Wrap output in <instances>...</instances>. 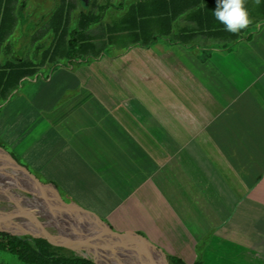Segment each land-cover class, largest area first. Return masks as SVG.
<instances>
[{
	"label": "crops",
	"instance_id": "crops-1",
	"mask_svg": "<svg viewBox=\"0 0 264 264\" xmlns=\"http://www.w3.org/2000/svg\"><path fill=\"white\" fill-rule=\"evenodd\" d=\"M84 1L95 10L77 9L70 28L106 5L86 29L97 53L42 57L0 103L15 101L16 155L166 255L264 264V0H244L250 23L236 33L219 27L216 0H174L166 13L162 0ZM137 2L140 23H127ZM24 4L13 13L26 15Z\"/></svg>",
	"mask_w": 264,
	"mask_h": 264
},
{
	"label": "water",
	"instance_id": "water-1",
	"mask_svg": "<svg viewBox=\"0 0 264 264\" xmlns=\"http://www.w3.org/2000/svg\"><path fill=\"white\" fill-rule=\"evenodd\" d=\"M0 151L6 155V158L0 156V196L14 201V198L19 196L18 198L38 202L40 209L49 219L46 226L60 231V236H64L66 240L48 233L36 234L14 228H0V231L16 235L26 233L42 236L65 243L74 250V247H77V251L84 250L90 255L82 254V257L91 259L95 264L116 263L113 255L116 258L142 261L144 264H169L166 254L146 237L136 231L112 229L95 213L73 201L62 199L52 183L40 181L1 146Z\"/></svg>",
	"mask_w": 264,
	"mask_h": 264
},
{
	"label": "trees",
	"instance_id": "trees-1",
	"mask_svg": "<svg viewBox=\"0 0 264 264\" xmlns=\"http://www.w3.org/2000/svg\"><path fill=\"white\" fill-rule=\"evenodd\" d=\"M162 1L164 3L163 8L160 9L162 12L166 13L173 8L171 3L174 0ZM191 4L193 5V2L187 1V3L180 4L177 10H183L185 7L191 6ZM67 5L66 0H60L48 20V26L54 34V38L51 46L43 50L42 57L46 58L50 63L58 59L83 58L88 54L94 55L97 53L94 43L90 41L86 34V29L89 24L100 21L101 13L106 8V5L98 4L97 11L93 13L81 12L75 25L70 29H67L65 25L64 10ZM140 6L141 3L137 2L128 7V10L124 14L127 23L132 22L134 25L140 23V20L137 19ZM15 21L16 16L13 13L12 0H0V42H2L4 37L13 28ZM218 24L219 27L225 30L222 23L219 22ZM34 71V64L28 59L17 62L13 59H6L1 62L0 103L17 86L20 78ZM64 250L69 253H66ZM0 251L14 255L24 264H95L91 259L74 255L64 244L46 237L28 234L16 235L0 231ZM166 257L169 264H188L175 255L167 254ZM191 264H199V261L196 260Z\"/></svg>",
	"mask_w": 264,
	"mask_h": 264
},
{
	"label": "rangeland",
	"instance_id": "rangeland-1",
	"mask_svg": "<svg viewBox=\"0 0 264 264\" xmlns=\"http://www.w3.org/2000/svg\"><path fill=\"white\" fill-rule=\"evenodd\" d=\"M25 4L23 8L20 9V12H26V15L18 16L16 13V21L15 26L19 24L18 30L15 32L13 31L15 26L8 32V34L4 37L2 42H0V60H3L5 58L11 57L15 60H21V59H30L33 61L34 65H36L37 69H39L46 60L42 59V51L44 47L49 48L50 45L53 42L54 34L50 30L48 26V19L51 15V11L59 4V0H22ZM69 5H67V13L65 17V24L67 28H70V24L73 20V18L76 17L77 9H86L88 8L87 1L81 0L80 4H78L77 0H66ZM19 0H12L13 7H16ZM103 0H97V3H101ZM91 10H95L94 5L92 4L91 7H89ZM23 19V20H22ZM29 20V21H28ZM26 22H31L33 26L32 31H24L22 28V24H25ZM13 34V35H12ZM16 36V37H15ZM10 39H20V41H10ZM4 41H8L7 43L11 46H17V47H4ZM7 43H5L7 45ZM4 45V46H3ZM26 83V82H24ZM23 83V84H24ZM24 86V85H23ZM22 86V87H23ZM17 97V96H16ZM20 99V96L19 98ZM25 103V102H24ZM19 104V102H18ZM21 104V103H20ZM15 107V101L6 104L4 107L0 108V127L3 126V131L0 132V146L5 149L10 155H12L19 163L28 166V170L33 172L36 177L40 181H44L45 177L40 174V171L33 169L30 167V165L25 161L24 155L21 153V156L16 155V152L12 148V146L9 144L10 136H6L7 133H9L8 124L12 120V118L9 117V115L12 112V108ZM18 126L17 130H12L11 133L15 131L17 134L21 133V128H23L22 124H25L26 121L23 117H19L17 120ZM7 124V126L5 125ZM8 129V131H7ZM14 132V133H15ZM19 148L24 149L23 145H19ZM21 150V149H20ZM58 193L64 199L65 201H71V198H75L76 200H79L81 202V199L79 198L78 194L75 192H65L61 191V189L58 188ZM8 199V198H7ZM6 197L0 196V219L3 220H23L24 214L22 213L21 208H27L24 207L25 205H22L21 203L17 202V205L14 203V200L8 199ZM12 201V202H11ZM84 204H87V202L82 201ZM35 210V208H33ZM36 212V211H35ZM28 215L32 217V219H36L39 221L48 220L47 217L43 216L41 213H43L41 210L39 212H36L35 214L30 213V211L26 212ZM48 222V221H47ZM110 227L114 230L121 231L120 229L125 228L127 225H123L121 223H109ZM44 231H46L50 235H61V232L55 229L54 227L50 226H44ZM32 231V230H29ZM33 233L39 234L37 231H32ZM26 234V233H22ZM29 235V234H28ZM151 243H157L158 241H155L153 239H148ZM57 242V241H56ZM61 243V242H59ZM66 245L70 252L74 255L82 256L84 254L85 256H90L88 253L84 250L82 252L72 249L69 245L65 243H61ZM78 249V248H77ZM66 253H69L68 251L64 250ZM0 264H24L21 261H19L14 255L9 254L4 251H0Z\"/></svg>",
	"mask_w": 264,
	"mask_h": 264
},
{
	"label": "bare ground",
	"instance_id": "bare-ground-1",
	"mask_svg": "<svg viewBox=\"0 0 264 264\" xmlns=\"http://www.w3.org/2000/svg\"><path fill=\"white\" fill-rule=\"evenodd\" d=\"M0 156L6 158V155L2 151H0ZM18 197L14 198V199H16L14 203L17 205V202H19L22 205H25L24 207H27L26 209L25 208H21L22 209V213L24 214V216H23L24 219L23 220H16V221L15 220H10V219H7V220L0 219V228H10V229L14 228V229H18L20 231L32 230V231H37L39 233H47L46 231H44L43 227L47 223H49V219L48 220H44V221L43 220L39 221V220H36V219H32V217L26 213L28 211H30V213H33V214H35L36 212H39L41 210L40 207H39V203L36 202V201H30L28 199H24V198L22 199V198H18ZM33 208H35V210H33ZM41 214L46 217L44 212L41 213ZM57 237L60 238V239H63L64 241L66 240V238L64 236L58 235ZM71 244L73 245V243H71ZM73 247H74V245H73ZM74 248L76 250H78L77 247H74ZM96 257H98V256L96 255ZM113 260L116 263H114ZM113 260L111 261V262H113V264H144L142 261H138V260H134L133 261V260H128V259H122V257L121 258L120 257L116 258L115 255H113ZM101 261H103V260H101ZM102 263H104V262H102Z\"/></svg>",
	"mask_w": 264,
	"mask_h": 264
},
{
	"label": "clouds",
	"instance_id": "clouds-1",
	"mask_svg": "<svg viewBox=\"0 0 264 264\" xmlns=\"http://www.w3.org/2000/svg\"><path fill=\"white\" fill-rule=\"evenodd\" d=\"M212 13L231 33L244 29L250 23L244 0H216V8Z\"/></svg>",
	"mask_w": 264,
	"mask_h": 264
}]
</instances>
